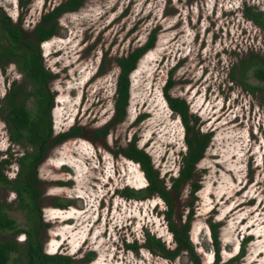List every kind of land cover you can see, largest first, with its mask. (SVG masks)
Masks as SVG:
<instances>
[{
    "label": "rangeland",
    "instance_id": "374dc122",
    "mask_svg": "<svg viewBox=\"0 0 264 264\" xmlns=\"http://www.w3.org/2000/svg\"><path fill=\"white\" fill-rule=\"evenodd\" d=\"M63 1L0 0V7L30 34L42 16ZM115 3L116 13L129 5L126 16L114 21V28L103 30L107 16L99 17ZM249 9L264 12V0H87L78 11L60 18V33L42 44L45 64L57 75L49 83L56 94L53 128L55 134L74 127H81V132L54 144L39 167L46 252L70 255L75 264L192 263L187 251L173 260L145 246L148 233L170 248L176 246L169 207L159 194L142 199L122 193L126 187L144 189L149 182L141 165L118 149L136 139L170 189L187 144L183 122L168 107L164 93L169 62L160 60L166 47L175 48L172 61L175 55L177 60L188 34L196 33L207 46L203 54L191 51L179 63L182 68L170 76L174 80L170 92L188 101L192 119L199 118L195 129L213 136L194 178L173 196V220L178 225L190 223L202 264H264V91L252 92L242 85L245 81L264 87V82L253 76L252 69L241 77L244 60H252L253 68L263 64L264 27L248 16ZM133 26V33L126 36ZM155 28L156 48L131 74L126 119L103 135L114 114L116 59L142 44ZM243 38L249 40L243 43ZM96 39L97 48L90 50ZM236 39L245 50L216 55L225 46H236ZM112 40L110 51H105ZM101 60L104 68L97 72ZM14 81L30 87L16 64L0 65V159L12 160L6 171L9 178L16 176L17 159L25 150L11 141L2 109ZM194 183L200 185L198 190ZM15 198V192L0 186V202L12 203ZM7 211L26 227V216L16 204ZM212 223L219 224V262ZM17 238L24 242L27 236L21 233ZM136 242L139 248L127 246Z\"/></svg>",
    "mask_w": 264,
    "mask_h": 264
},
{
    "label": "trees",
    "instance_id": "16d2710c",
    "mask_svg": "<svg viewBox=\"0 0 264 264\" xmlns=\"http://www.w3.org/2000/svg\"><path fill=\"white\" fill-rule=\"evenodd\" d=\"M83 1L67 0L57 6L43 16L30 34H26L21 28V24L14 23L12 17L0 7V65L15 63L27 84L30 85L27 88L26 85L14 81L2 105V109L7 116L6 121L11 141L25 147V150L17 159L18 172L13 178H9L6 173L9 169L8 166L12 163L11 158L0 159V186L3 185L16 193V198L12 203L0 202V264L22 261L24 264H75L76 262L70 255L46 252L42 241L43 228L46 227L47 222L43 219V190L41 188L42 180L39 177L40 164L54 144L78 135L81 132V127H74L70 131L62 132L54 137L52 108L55 103L54 93L51 91L49 83L57 75L45 65L41 46L43 41L58 33L60 29L58 17L65 12L78 10ZM248 16L264 27L263 11L255 12L249 9ZM154 36L155 33L152 38ZM151 43L152 41L145 47L138 49L128 60H119V63L124 67V71L120 74L116 95L117 116L110 125L122 122L125 119L131 94L130 72L135 67L138 57L151 46ZM252 63H254L252 60L242 62L241 77H245L252 68L253 76L264 82V61L263 64H257L254 68ZM232 77L234 76L232 75ZM242 85L252 92L256 90L264 91V87H252L245 81L242 82ZM169 86L170 84L166 87V98L171 108L181 114L187 129L186 142L188 149L183 155L179 175L172 177L170 189H167L168 185L160 177V172L155 168L151 155L145 149L139 148L136 139H134L128 144L127 148L121 147L118 152L128 159L138 162L149 183L146 188L141 190L126 187L123 194L130 198L142 199L159 194L169 207L167 214L176 246L170 248L161 238L148 233L145 240L146 247L159 251L164 257L173 260L183 251H187L191 264H202L190 236V223L178 225L173 220V196L180 191L184 182L194 178L196 167L203 159L213 133H203L190 125V117H193V115H189V105L185 99L173 97L168 91ZM30 101L33 103L32 106H29ZM198 120V117L194 118L196 123ZM108 132L109 127L103 128V135H107ZM199 188L200 185L194 183V190ZM12 204H16V207L24 212L26 227L20 226L18 220L7 211V207ZM56 204L59 207L63 206L59 201ZM218 226V223L211 224L217 262L221 258ZM21 233H25L27 236L24 242L19 241L17 238ZM127 246L139 248L137 242L134 245L128 244ZM243 253L244 249L241 255Z\"/></svg>",
    "mask_w": 264,
    "mask_h": 264
},
{
    "label": "flooded vegetation",
    "instance_id": "af4514ba",
    "mask_svg": "<svg viewBox=\"0 0 264 264\" xmlns=\"http://www.w3.org/2000/svg\"><path fill=\"white\" fill-rule=\"evenodd\" d=\"M67 0H65V1H63V2H61L60 4H58L57 6H59V5H61L62 3H64V2H66ZM87 0H84L83 1V4L81 5V7H83L84 6V4H85V2H86ZM116 4L117 3H115L114 5H112L111 7H108V8H110L109 10H106V12H104V14L103 15H101L100 17H99V19H102V17L104 16V15H106L107 16V22H106V24H103L104 25V27H103V30H105V29H107L108 27H110V26H112L111 24L114 22V21H116L117 19L120 21L123 17H125L126 16V13H127V10H128V8H129V5H127L126 6V8L125 9H123V10H121V11H119V13H116V11H117V9H115V6H116ZM57 6H55L53 9H55ZM80 7V8H81ZM79 8V9H80ZM52 9V10H53ZM78 9V10H79ZM52 10H50V11H48V12H46L45 14H47V13H49V12H51ZM78 10H76V11H78ZM76 11H71V12H76ZM142 11V10H141ZM66 13H69V12H65V13H63L62 15H60L59 17H58V24H59V27H60V18L64 15V14H66ZM141 12L139 11L138 13H137V15H139ZM44 14V15H45ZM43 15V16H44ZM114 15V16H113ZM228 15V14H227ZM43 16H42V18H43ZM42 18H41V20H42ZM218 18V17H217ZM142 19V17H140L139 19H138V22H140V20ZM40 20V21H41ZM39 21V22H40ZM38 22V23H39ZM96 23H98V21L97 20H95L94 21V24H96ZM93 24V25H94ZM114 25H115V23H114ZM136 26V25H135ZM135 26H133L131 29H129V33H126L125 35L127 36V35H129V34H131V33H133V31L135 30ZM111 28H114L113 26L112 27H110V28H108V29H111ZM122 29H123V27H122ZM60 33V29H59V31H58V33L56 34V35H58ZM155 33V36L152 38V35ZM158 33H159V29L158 28H155V29H153L150 33H149V36H148V38L142 43V44H140L139 46H137V47H135V48H133L132 50H130L129 52H127L125 55H121V56H118L117 57V59H116V68L118 69V75H117V80H116V91H115V102H114V114H113V117H112V119H111V121L107 124V126H105L104 128H106V127H109V131H110V128H112V127H114L115 125H117L118 123H121V122H118V123H114V124H112V125H110L111 123H112V121H114V119L116 118V116H117V110H116V107H115V103H116V95H117V89H118V83H119V77H120V74L124 71V67L119 63V60L120 59H123V60H128L129 58H130V56L132 55V54H134L138 49H141V48H143V47H145L147 44H149V42L150 41H152V43H151V46H149L139 57H138V59L136 60V62H135V67L133 68V70L130 72V75H129V78H130V81H131V74L137 69V65H138V63H139V61H140V59L145 55V54H147V53H149L150 51H152L153 49H155L156 48V46H157V43H158ZM56 35H54V36H56ZM116 36H117V34H115V36H114V38H116ZM97 37H99V35H97ZM119 37V36H118ZM126 38V37H125ZM124 38V39H125ZM187 39L183 42V47H185L184 48V51L182 52V51H180V52H182V54H181V56L179 57L178 56V58H177V60H176V55L174 56V60L172 61V53H173V49H175V48H170V47H166V48H164V50H163V55H162V57H161V60H160V62L162 63V62H164V63H166V62H169V66H170V68H169V70H168V78H167V81H166V83H165V88H164V93L166 92V87L170 84V86H169V89H168V91H169V93L172 95V93L170 92V89L173 87V85H174V80H173V78L172 77H170L171 76V74H172V72H174V71H176L177 69H180V68H182V65H180L179 66V63L182 61V60H185L190 54H191V51H195L196 52V50L197 51H201V54H203V52H204V50H205V48H206V40L204 39V38H202V37H199L198 36V34H188V36L186 37ZM51 39V38H50ZM123 39V40H124ZM173 39H176V37L175 38H173ZM49 40V39H48ZM48 40H45V41H43L42 42V44L43 43H45V42H47ZM97 40L98 39H96L95 41H93L92 40V42L90 43V45H89V48H92V49H90V50H95L97 47L95 46V47H93V45L97 42ZM237 40V44H236V46H232V47H230L229 45H228V47H224L223 48V52L220 50H218L217 51V53H216V55H219V54H227V53H229V54H231L232 55V53L233 52H235V53H237L238 54V52H241V49H242V46H240V43H239V40L238 39H236ZM249 39H246L245 41H244V38H243V43H246L247 41H248ZM83 41H84V39L82 40V43H83ZM114 41L115 40H112L110 43H109V47H107L106 49H105V51H110V48H111V46L113 45V43H114ZM194 42H196L195 43V45H196V48H195V50L193 49V47H192V43H194ZM85 43V42H84ZM188 43H189V45H188ZM212 43H214V40L212 41ZM216 43H217V41H216ZM116 44V43H115ZM205 44V45H204ZM231 44V43H230ZM120 45V44H119ZM232 45V44H231ZM41 48H42V46H41ZM241 48V49H240ZM180 48H178V50H179ZM244 49V48H243ZM242 49V50H243ZM177 50V52L180 54V52ZM187 50H188V52H187ZM245 50V49H244ZM43 52V51H42ZM97 54V53H96ZM95 54V55H96ZM197 55H200V53L198 54L197 53ZM44 57V56H43ZM220 60H222V58H220ZM223 62V61H222ZM12 63V62H11ZM44 63H45V61H44ZM9 64V63H8ZM15 64V63H14ZM226 64V62H223V65H225ZM46 65V64H45ZM127 66V65H126ZM125 66V67H126ZM232 66H234V64H232ZM226 67H229L228 65H226ZM225 67V68H226ZM48 68V67H47ZM104 68V65H102V60H101V62L99 63V65L97 66V72H100L102 69ZM252 69V68H251ZM250 69V70H251ZM50 70V69H49ZM51 71V70H50ZM52 72V71H51ZM54 74H56V73H54ZM96 75V72L88 79V81H86V83L85 84H87L90 80H91V78L92 77H94ZM234 78V77H233ZM189 83V82H188ZM12 87V86H11ZM165 96H166V94H165ZM173 96V95H172ZM173 97H175V96H173ZM55 98H56V94L54 93V103H55ZM179 98H182V97H179ZM130 99H131V94H130ZM182 99H185V98H182ZM186 100V99H185ZM166 101H167V103H168V107L170 108V110L172 111V113L173 114H176V115H178V116H180V118H181V121L183 122V119H182V116H181V114L179 113V112H177V111H175L173 108H171V106H170V104H169V102H168V100H167V98H166ZM186 102H187V104L189 105V103H188V101L186 100ZM129 104H130V101H129ZM54 106H55V104H54ZM54 106H53V108H52V112H53V109H54ZM128 107H129V105L127 106V113H128ZM127 113H126V116H127ZM189 115L190 116H192L193 115V113H191V110H190V105H189ZM53 118V117H52ZM125 119H126V117H125ZM124 119V120H125ZM190 119H191V121H190V125L195 129V125L194 124H197L195 121H194V118L192 119V117H190ZM123 120V121H124ZM122 121V122H123ZM193 122V125L191 124ZM110 125V126H109ZM183 126H184V129H185V142H186V133H187V129H186V126H185V124L183 123ZM199 128H196V130H198ZM71 130V129H70ZM69 130V131H70ZM200 130V129H199ZM201 131V130H200ZM109 133V132H108ZM204 133V132H203ZM207 133V132H206ZM59 134H61V133H57V134H55V131H54V137H57ZM211 142V141H210ZM186 144H187V142H186ZM128 146V145H127ZM127 146L125 147V148H127ZM208 148V147H207ZM187 149H188V144H187ZM48 154V153H47ZM123 155V154H122ZM47 156V155H46ZM45 159H46V157H45ZM44 159V160H45ZM142 168V167H141ZM39 177H40V175H39ZM41 178V177H40ZM42 180V179H41ZM123 193V192H122ZM43 195V194H42ZM100 206H102V204H100ZM61 207H63V206H61ZM101 208H104V207H101Z\"/></svg>",
    "mask_w": 264,
    "mask_h": 264
},
{
    "label": "water",
    "instance_id": "95a60500",
    "mask_svg": "<svg viewBox=\"0 0 264 264\" xmlns=\"http://www.w3.org/2000/svg\"><path fill=\"white\" fill-rule=\"evenodd\" d=\"M130 160V159H129Z\"/></svg>",
    "mask_w": 264,
    "mask_h": 264
}]
</instances>
